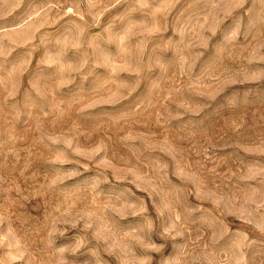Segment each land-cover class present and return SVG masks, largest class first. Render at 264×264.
I'll use <instances>...</instances> for the list:
<instances>
[{
    "label": "rangeland",
    "instance_id": "374dc122",
    "mask_svg": "<svg viewBox=\"0 0 264 264\" xmlns=\"http://www.w3.org/2000/svg\"><path fill=\"white\" fill-rule=\"evenodd\" d=\"M0 264H264V0H0Z\"/></svg>",
    "mask_w": 264,
    "mask_h": 264
}]
</instances>
